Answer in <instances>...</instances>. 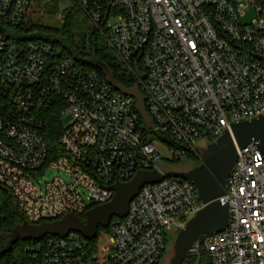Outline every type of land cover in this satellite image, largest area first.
Returning a JSON list of instances; mask_svg holds the SVG:
<instances>
[{
  "label": "built area",
  "instance_id": "obj_1",
  "mask_svg": "<svg viewBox=\"0 0 264 264\" xmlns=\"http://www.w3.org/2000/svg\"><path fill=\"white\" fill-rule=\"evenodd\" d=\"M33 1L0 0V185L26 221L85 215L112 199L107 186L138 171L164 177L110 219L95 251L70 232L25 241L22 264H159L168 237L204 204L191 181L166 174L158 146L181 158L183 148L264 113V0H75L139 83L150 127L135 99L96 70L51 43L9 39L5 29L24 22ZM250 6L255 17L245 22ZM52 111L70 116L59 155L44 135ZM49 170L55 176L42 181ZM223 199L227 226L201 235L183 262L264 264V158L255 142L238 152Z\"/></svg>",
  "mask_w": 264,
  "mask_h": 264
},
{
  "label": "water",
  "instance_id": "obj_2",
  "mask_svg": "<svg viewBox=\"0 0 264 264\" xmlns=\"http://www.w3.org/2000/svg\"><path fill=\"white\" fill-rule=\"evenodd\" d=\"M90 64L100 69L106 81L115 89L135 99L136 109L144 125L150 127L152 118L146 109L139 83L135 82L133 86L128 87L115 78L106 64L98 61H91ZM251 142L256 143L257 149L264 158V113L252 119L236 120L206 147L196 146L202 153L199 165L186 171L166 172L167 175H177L191 181L204 204V207L176 235L169 264H181L189 248L201 235L221 231L227 226L228 203L223 199L226 195L227 178L236 162L238 152ZM163 177L158 170H142L129 181L107 186L114 192L112 199L87 210L85 219L75 213H67L52 221L39 223L24 221L17 224L12 228L5 242V249L10 250L19 240L36 241L46 235L65 237L70 232L79 233L86 239L94 238L98 228L107 227L112 217L127 215L131 200L144 184L157 183Z\"/></svg>",
  "mask_w": 264,
  "mask_h": 264
},
{
  "label": "trees",
  "instance_id": "obj_3",
  "mask_svg": "<svg viewBox=\"0 0 264 264\" xmlns=\"http://www.w3.org/2000/svg\"><path fill=\"white\" fill-rule=\"evenodd\" d=\"M71 5V8L65 10L62 24L59 27L43 23H32L29 25L22 22L16 27L5 29V32L12 42L37 40L51 43L60 48L64 53L71 55L78 63L96 70L102 77H104L102 71L92 66L90 62L98 61L104 63L121 84L128 87L133 86L136 82L133 74L113 55L100 28L90 21L79 4L72 2ZM1 102L2 99L0 98V104ZM1 112H3V107L1 108L0 106ZM61 132L62 121L59 114L56 111H52L46 120L44 128L45 139L52 154H62L61 147L58 144ZM213 141L214 139H211L209 142ZM170 143L174 144L171 141ZM175 146L178 147V145ZM183 150L185 151L183 158H187L191 167H195L201 163L202 153L200 151L188 148H183ZM176 160H180V158ZM80 217L85 219V215H80ZM24 221H26L25 215L19 208L13 192L0 185V264L23 263L26 242L19 240L10 250L5 249V242L8 240L12 228ZM102 230L104 228L100 226L96 237L87 240L91 252L95 251V245ZM50 236L52 235H46L38 241H43Z\"/></svg>",
  "mask_w": 264,
  "mask_h": 264
},
{
  "label": "rangeland",
  "instance_id": "obj_4",
  "mask_svg": "<svg viewBox=\"0 0 264 264\" xmlns=\"http://www.w3.org/2000/svg\"><path fill=\"white\" fill-rule=\"evenodd\" d=\"M72 2L75 0H34L24 24L32 23H43L53 27H59L62 24V17L65 14V10L71 8ZM48 10V11H47ZM255 17V9L250 6L243 17L245 22L251 21ZM10 29V28H8ZM115 56L114 52L112 51ZM62 125H67L70 121V116L68 114H63L61 117ZM208 143L200 142L199 147H206ZM159 150L164 159L162 167L167 171H185L189 170L191 164L187 161V158L181 157L180 160L173 159V153L168 150L167 147L159 145ZM184 147V146H181ZM191 150V149H190ZM195 151H200L196 149ZM201 152V151H200ZM176 160V161H175ZM55 170H49L46 172L43 178L40 177L42 181L52 179L55 176ZM176 235H171L168 237V242L166 244V251L159 264H169L170 259L173 255V246ZM186 262H182L185 264Z\"/></svg>",
  "mask_w": 264,
  "mask_h": 264
},
{
  "label": "flooded vegetation",
  "instance_id": "obj_5",
  "mask_svg": "<svg viewBox=\"0 0 264 264\" xmlns=\"http://www.w3.org/2000/svg\"><path fill=\"white\" fill-rule=\"evenodd\" d=\"M186 171V170H185Z\"/></svg>",
  "mask_w": 264,
  "mask_h": 264
}]
</instances>
